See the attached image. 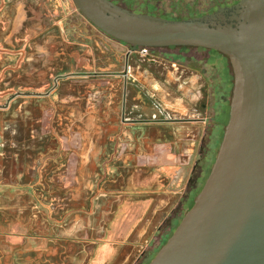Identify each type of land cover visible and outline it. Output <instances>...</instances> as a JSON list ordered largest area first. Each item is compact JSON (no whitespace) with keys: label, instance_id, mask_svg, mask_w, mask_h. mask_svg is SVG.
Here are the masks:
<instances>
[{"label":"flooded vegetation","instance_id":"af4514ba","mask_svg":"<svg viewBox=\"0 0 264 264\" xmlns=\"http://www.w3.org/2000/svg\"><path fill=\"white\" fill-rule=\"evenodd\" d=\"M36 12L37 36L48 28L49 36L62 42L78 59L68 63L66 72L56 76L52 88L44 92V101L50 105L48 110L25 108L26 103L22 109L15 110L18 121L12 131L16 129L17 139L8 141V152L11 153L4 158L1 167L7 169L6 172L16 171L22 159L24 161L40 150L46 135L54 138L52 145L56 148L65 142L69 167L85 161L91 170H98V179L95 180V171L85 179L80 202L64 197L50 205L52 210L45 212L49 213L50 221L60 223L72 235L84 230L87 237L98 236L108 228L102 212L113 211L116 194L124 191L118 179L125 178L135 169L144 176L153 166L146 153L158 134L154 126L170 127L176 142L183 133L184 143L192 151L191 159L188 152L185 157L186 161L190 160V172L185 180L183 197L168 205L166 214L147 241L140 245V253L133 264H146L191 208V201L208 177L224 132V126L221 130L218 122H213L211 128L209 125L226 104L230 106L229 81H224L220 74L221 84L216 88L219 100L213 106L216 112L213 118L209 115V105L199 101L186 116L182 115L173 99L180 97L182 86H188L190 77L199 73L198 63L216 66L209 54L202 60L181 51L196 47H166L177 51H164L160 55L155 49L141 53L139 48L131 49V45L90 22L74 0H38ZM53 12L58 15L56 21L52 19ZM216 54L222 60L218 63L226 67L233 78L229 59ZM165 85H168V96L161 94ZM26 93L23 95L30 94ZM31 99L24 97L23 100L31 102ZM8 184L13 186V179L7 181ZM27 209L35 219L42 207L32 201ZM0 232L4 237L2 244L16 249L13 244L18 237L16 232L3 223Z\"/></svg>","mask_w":264,"mask_h":264},{"label":"crops","instance_id":"0c3cea01","mask_svg":"<svg viewBox=\"0 0 264 264\" xmlns=\"http://www.w3.org/2000/svg\"><path fill=\"white\" fill-rule=\"evenodd\" d=\"M37 6L38 0H0V224L18 235L13 240L16 249H10L2 244L0 232V264H133L140 245L166 214L168 205L183 197L190 172V160L185 157L188 152L191 159L192 151L185 145L183 133L176 142L170 127L155 125L158 134L146 153L153 166L144 176L135 169L118 179L124 191L116 194L113 211L102 212L108 228L98 236L87 237L84 230L72 235L60 223L50 221L44 209L31 218L27 206L32 201L39 204L34 195L39 183L52 205L64 197L80 202L88 177L95 171L98 179V170H91L85 161L69 167L65 142L56 148L50 135L45 136L40 150L22 159L16 171L6 172L1 167L11 153L8 141L17 139L16 129L12 131L18 121L15 110L22 109L24 103L25 108L48 110L44 92L52 88L56 76L66 72L68 63L78 59L49 36L48 28L37 36ZM199 80L200 76L193 74L189 85L182 86L181 96L173 99L182 115L194 109L203 95ZM161 90L169 95L168 88ZM26 92L30 94L23 95ZM24 97H31V102H25ZM44 150L47 153L42 154ZM12 179L14 185H6Z\"/></svg>","mask_w":264,"mask_h":264},{"label":"water","instance_id":"95a60500","mask_svg":"<svg viewBox=\"0 0 264 264\" xmlns=\"http://www.w3.org/2000/svg\"><path fill=\"white\" fill-rule=\"evenodd\" d=\"M74 2L90 22L133 49L216 50L232 67L229 118L208 177L147 264H264V0H238L181 19L138 13L113 0ZM46 193L42 183L34 189L49 212Z\"/></svg>","mask_w":264,"mask_h":264},{"label":"rangeland","instance_id":"374dc122","mask_svg":"<svg viewBox=\"0 0 264 264\" xmlns=\"http://www.w3.org/2000/svg\"><path fill=\"white\" fill-rule=\"evenodd\" d=\"M113 1L126 8L132 9L138 13H149L169 19H181V18H188L193 16H200L205 13L214 11L219 6H227L234 4L238 0H113ZM57 17L58 15H54L52 19L54 18V20L56 21ZM155 51L156 54L160 55L164 51L172 53L174 51H177V49L156 48ZM181 51L183 53L186 52L187 54H193L197 58H200L202 60L207 59L209 54L211 58V62L216 63V66H208V64H206L205 62L198 63L199 73H197L200 76L199 84L200 86H202V92H203V95H201L199 98V102H205L209 105V115L213 118L216 115L213 106L216 103V101L219 100V92L216 93V88L218 87V85L221 84L220 74L222 75L224 81L225 80L229 81L230 90H232L233 88L232 77L231 75H229L228 69L222 66L221 63H218L220 61L222 62V60L219 57V55L216 54L219 53L216 50H210V53H208L207 50H203V49L194 48L188 51L184 48V50ZM229 113H230V106L226 104L225 109H223L222 113L216 116L214 121L213 120L211 121L209 127L212 125L213 122L215 123L218 122L219 128H221L222 130L224 126L225 129V126L229 118ZM193 204L194 201L192 200L191 207L193 206ZM180 221H178L177 223L179 224ZM178 224L176 225V227L178 226ZM160 248L150 257V259L146 262V264L149 263L154 258V256L160 250Z\"/></svg>","mask_w":264,"mask_h":264},{"label":"built area","instance_id":"2783aa9c","mask_svg":"<svg viewBox=\"0 0 264 264\" xmlns=\"http://www.w3.org/2000/svg\"><path fill=\"white\" fill-rule=\"evenodd\" d=\"M139 51L141 53H150L151 52V48H149V47H139Z\"/></svg>","mask_w":264,"mask_h":264}]
</instances>
